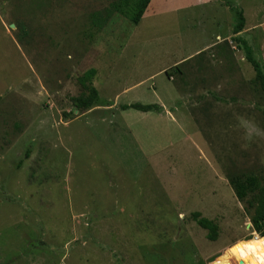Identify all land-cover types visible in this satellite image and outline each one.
<instances>
[{
	"label": "rangeland",
	"instance_id": "rangeland-1",
	"mask_svg": "<svg viewBox=\"0 0 264 264\" xmlns=\"http://www.w3.org/2000/svg\"><path fill=\"white\" fill-rule=\"evenodd\" d=\"M120 2L0 0V264H213L263 245L230 181L264 186V94L229 43L232 6L264 61V0H154L138 24ZM90 69L101 104L78 110ZM136 102L164 111L122 110Z\"/></svg>",
	"mask_w": 264,
	"mask_h": 264
},
{
	"label": "trees",
	"instance_id": "trees-1",
	"mask_svg": "<svg viewBox=\"0 0 264 264\" xmlns=\"http://www.w3.org/2000/svg\"><path fill=\"white\" fill-rule=\"evenodd\" d=\"M123 1L124 2L113 3L114 9L119 10L122 13H127V15L131 17V21L138 24L142 20L152 0ZM122 6H125L123 9L127 8V12H124ZM230 9L235 14L237 19L233 28L232 41L238 44V48L240 50L244 51L246 60L252 65L255 71L254 82L259 85L264 94V61L262 59H257L254 55L253 47L246 39L238 35L246 26L244 11L232 6H230ZM95 75L96 70L90 69L81 78V82L87 90V93L85 95L72 98L76 109L90 110L101 104L98 90L92 84L86 85V82L91 81ZM130 109L143 113L155 112L159 114L164 111V108L159 104H142L136 102L122 106L123 111ZM262 114L264 116V109L262 110ZM28 155L29 153L26 154V157H28ZM230 184L237 199L242 203H248L246 211L249 212V210H251L249 214L253 231L259 235L257 236L263 245L246 253L240 245L234 244L233 246L227 248L222 254L215 257L212 262L213 264H264V186H262L258 181V178L253 175H244L232 178ZM249 198H251V200H249ZM193 217L199 226L208 231V238L211 241H216L218 237V226L212 220L203 217L200 213H194Z\"/></svg>",
	"mask_w": 264,
	"mask_h": 264
},
{
	"label": "crops",
	"instance_id": "crops-1",
	"mask_svg": "<svg viewBox=\"0 0 264 264\" xmlns=\"http://www.w3.org/2000/svg\"><path fill=\"white\" fill-rule=\"evenodd\" d=\"M153 2H154V0L153 1H151V3H150V5L151 6H149L148 7V9H147V11H146V13L148 14L149 12H150V10L152 9V5H153ZM144 15H146V14H144ZM240 37H242L241 35H242V32L240 33V34H238ZM232 37H233V34H232ZM232 37H231V41H230V43H229V47H230V49L233 51V53L235 54V52H234V49H236L237 50V48H238V44L236 43V42H234V41H232ZM220 38V36H218V39ZM204 52V51H203ZM172 115V114H171ZM172 120L176 123V120H175V118H172ZM177 126H178V128L180 129V131H182V132H184V126H183V124H181V123H179V121H177Z\"/></svg>",
	"mask_w": 264,
	"mask_h": 264
},
{
	"label": "water",
	"instance_id": "water-1",
	"mask_svg": "<svg viewBox=\"0 0 264 264\" xmlns=\"http://www.w3.org/2000/svg\"><path fill=\"white\" fill-rule=\"evenodd\" d=\"M252 224H250V226H251Z\"/></svg>",
	"mask_w": 264,
	"mask_h": 264
}]
</instances>
